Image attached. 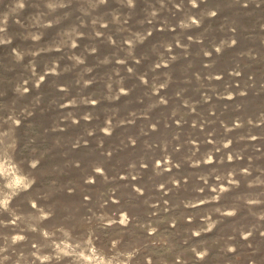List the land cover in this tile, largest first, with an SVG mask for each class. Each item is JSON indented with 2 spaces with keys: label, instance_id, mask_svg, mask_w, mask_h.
I'll return each mask as SVG.
<instances>
[{
  "label": "rangeland",
  "instance_id": "rangeland-1",
  "mask_svg": "<svg viewBox=\"0 0 264 264\" xmlns=\"http://www.w3.org/2000/svg\"><path fill=\"white\" fill-rule=\"evenodd\" d=\"M0 264H264V0H0Z\"/></svg>",
  "mask_w": 264,
  "mask_h": 264
},
{
  "label": "snow or ice",
  "instance_id": "snow-or-ice-1",
  "mask_svg": "<svg viewBox=\"0 0 264 264\" xmlns=\"http://www.w3.org/2000/svg\"><path fill=\"white\" fill-rule=\"evenodd\" d=\"M133 2V0H129V3H132ZM17 123H19V121H17ZM31 207L32 208H35V205L33 204V205H31ZM190 219V218H189ZM47 223V218L45 219V224ZM198 235V234H197Z\"/></svg>",
  "mask_w": 264,
  "mask_h": 264
}]
</instances>
